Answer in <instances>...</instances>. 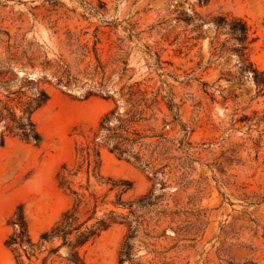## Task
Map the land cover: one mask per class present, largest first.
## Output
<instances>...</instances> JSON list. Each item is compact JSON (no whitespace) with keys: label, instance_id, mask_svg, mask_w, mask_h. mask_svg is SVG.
I'll return each instance as SVG.
<instances>
[{"label":"rangeland","instance_id":"374dc122","mask_svg":"<svg viewBox=\"0 0 264 264\" xmlns=\"http://www.w3.org/2000/svg\"><path fill=\"white\" fill-rule=\"evenodd\" d=\"M217 18L245 22L246 62L263 71L264 0H0V100L49 96L31 115L40 143L0 145V264H17L5 240L19 209L37 245L23 264H71L51 252L60 240L38 248L77 200L58 174L132 91L157 101L135 126L149 166L101 146L99 177H68L80 220L92 216L83 230L114 219L78 249L82 264H119L127 236L133 264H264V97Z\"/></svg>","mask_w":264,"mask_h":264},{"label":"trees","instance_id":"16d2710c","mask_svg":"<svg viewBox=\"0 0 264 264\" xmlns=\"http://www.w3.org/2000/svg\"><path fill=\"white\" fill-rule=\"evenodd\" d=\"M213 24L217 30L224 29L230 36V39L233 40L234 43L231 51L238 57L240 70H249L252 72L256 96L264 97V70H256L250 63H247L245 59L248 45L253 41V39H249V29L245 22L237 18H233L229 21L226 18H217L213 21ZM196 27H201V25ZM97 61L98 64H100L98 59ZM65 83L67 84L69 81ZM14 93L16 92L7 93V101H14V98L11 97ZM21 98V96L16 97L17 107H9L0 100V124L3 127V130L0 132V145L4 144L5 133L22 141L32 142L34 144H39L41 141V136L31 120V115L36 109L47 102L49 96L44 90L37 89L34 97H28L26 100H22ZM127 101L128 110L125 114L115 115V109L108 112L100 121L98 133L95 134L94 139L77 147L76 153L79 160L77 169L75 171H67L66 167L63 166L62 169L65 173L61 175L58 174L59 186L69 190L77 197V200L70 209L62 213L60 219L48 232L41 234L38 248L41 247L45 241L51 242L60 240L61 243L58 248L52 249L51 252H57L60 247L66 248V258L71 264H82L78 255V249L89 240L96 237L99 231L108 228L114 219H100L91 227H86L83 230V226L92 216H89L84 221L80 220L79 207L83 202V195L70 189L71 182L68 177L76 176L83 167H85L88 178L90 174L94 177H99L101 146L108 147L109 151L116 154L118 157L126 156L129 159L133 158L140 164L144 163L148 166L150 164L149 160H143L146 154L141 151L146 145L142 142V139L146 136L141 134L135 126H139L142 122L148 120L145 118V110H152L153 106L157 104V101L153 100L147 105L144 94L139 91L129 92ZM15 108L19 109V115L16 113ZM168 108L170 111L173 110L172 103L168 105ZM112 118L115 119V123L109 125ZM98 135L100 140L95 142V138ZM150 137L163 139L162 135H151ZM159 144H161V141L156 145L158 146ZM118 204L121 206L125 205V203H122L120 200H118ZM93 213L94 212H92V215ZM14 216H16V218L11 222L14 231L5 240V245L15 253L17 264H23L22 256L25 255L29 258L31 255L35 254V247H37V245L32 242L29 236L27 223L21 209H19L18 213H15ZM130 239L131 236H127L125 239L122 248L123 251H121L120 254L119 264H133L128 257L129 252H127L130 250ZM124 249H126V251H124ZM126 260L127 263H125Z\"/></svg>","mask_w":264,"mask_h":264}]
</instances>
